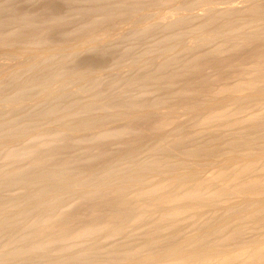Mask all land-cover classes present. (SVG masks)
Returning <instances> with one entry per match:
<instances>
[{
    "label": "bare ground",
    "instance_id": "6f19581e",
    "mask_svg": "<svg viewBox=\"0 0 264 264\" xmlns=\"http://www.w3.org/2000/svg\"><path fill=\"white\" fill-rule=\"evenodd\" d=\"M88 1L80 12L101 15L74 40L1 31L0 18V264H264V5L198 0L214 5L180 30L189 0ZM146 12L162 20L158 48L121 53L117 70L147 67L157 49L148 72L71 68L111 44L116 17L134 27ZM147 17L126 36L156 25ZM254 42L251 65L227 55ZM220 65L236 74L204 71Z\"/></svg>",
    "mask_w": 264,
    "mask_h": 264
},
{
    "label": "rangeland",
    "instance_id": "374dc122",
    "mask_svg": "<svg viewBox=\"0 0 264 264\" xmlns=\"http://www.w3.org/2000/svg\"><path fill=\"white\" fill-rule=\"evenodd\" d=\"M107 1H109V0H107ZM106 0H100V2H107ZM145 1H147V0H145ZM152 1H155V0H149V2H152ZM186 1V0H185ZM198 0H196V1H186V2H192L191 3V5H190V3H189V6L191 7L190 9L192 10H190V9H188V13H185V14H187V17H188V15L189 14H193V13H196V12H202V10L204 9V6H206L207 4L209 5V3H212V5L210 4L209 6L207 5L206 6V8H208V7H210V6H213L214 4H213V2H209V3H207L206 4V2H203V1H198ZM215 2L214 3H216V0H214ZM219 1V2H218ZM223 1L224 2H226L227 4H230V3H232V4H235V2L234 1H236V3L237 4H235V5H238V0H229V1H227V0H217V3H218V6H221L222 4H223ZM242 1V2H241ZM240 2V4H243V0H241ZM256 1V0H255ZM257 1H259V3H261V4H263L264 5V0H257ZM262 1V2H261ZM144 1H141L140 3H143ZM195 2H197L196 4H195ZM230 2V3H229ZM147 3H148V1H147ZM204 4V5H199V4ZM217 3L215 4V5H217ZM193 4H194V6H193ZM226 4V5H227ZM239 4V5H240ZM90 5H91V3L88 1V0H0V18L2 19H7L8 20V22L6 21V24L8 23V25H6L5 24V26H3V28L1 29V31L4 29V28H7V29H5L4 31H7L9 28H11V27H13L14 29H16V30H21V32L23 31H25V33H30V34H38L39 32H42V33H44L46 36H48L49 38V41H52L53 43H57V42H61L62 40H65V39H71V40H74V39H76L77 37H80L82 34H83V32H84V30H80V29H77V27H79L80 25H84V24H86L87 23V21H90V18L92 17V16H95V17H97V15L99 16V15H101V14H99V9H100V13H101V8L98 6V7H96V10H93V11H97V13L95 12V13H81L80 12V10L82 9V10H84V8H88V7H90ZM165 5L167 6V7H165ZM171 5H172V3H171ZM170 5V6H171ZM199 5V6H198ZM86 6V7H85ZM88 6V7H87ZM92 6V5H91ZM170 6L169 5H167V4H163L162 6L160 5L159 7H160V9L159 10H157V11H159L158 13H161V9H162V7H163V10L164 11H166L167 9H168V7L170 8ZM192 6H193V8H192ZM197 6L199 7V8H197ZM223 6H225V5H223ZM84 7V8H83ZM172 7V6H171ZM177 8H175V10L176 9H178V10H181V12H182V9H184V8H182L181 9V7H178V6H176ZM202 7H203V9H202ZM98 8V9H97ZM124 8V7H123ZM121 9V11H123L124 9ZM180 8V9H179ZM195 8V9H194ZM202 9V10H200L199 11V9ZM205 8V9H206ZM158 9V8H157ZM166 9V10H165ZM81 10V11H82ZM178 10H176V11H178ZM189 10H190V12H189ZM196 10V11H195ZM92 11V12H93ZM118 11H120L119 9H118ZM156 11V12H157ZM12 12V13H11ZM13 12H14V15L16 16V17H18V15H19V19H20V16H21V14L22 13H24V15H29L30 17H31V23H35V24H31V23H25V22H22V23H20L21 21L19 20H17V18H15V16H12L13 15ZM83 12V11H82ZM163 12V11H162ZM180 12V11H179ZM186 12V11H185ZM26 13V14H25ZM150 13H152V15H150ZM201 14V13H200ZM12 16V18L13 19H16V21L15 20H13L12 18V20L14 21H12L9 17H11ZM23 15V14H22ZM23 15V16H24ZM126 15V14H125ZM125 15H120V16H118V17H116L115 18V20H113V22H111V24H115V25H117V26H119V23L120 22H122L121 21V19L123 20V22L124 23H126L125 24V26H124V23L122 22V23H120V25L122 26V27H124V28H122V29H120L121 28V26H120V28H117V26H113L114 28V30L113 31H115L116 32V34H115V36L113 35V37H112V35L111 36H109L111 39H113L114 37V39L112 40V42H111V44L109 43V41L107 42V43H109V44H107V43H103L104 45H101V46H98L97 48H95V49H89V50H86V51H83V52H81V53H79L78 55H77V57L76 58H74L73 60V62L72 63H74L73 65H71V68L74 66V67H79V68H86V67H93V68H106L107 69V72H109L108 73V75H107V73H106V75L108 76V78H106L107 76L106 75H104V77H105V80H107V79H109V78H111L112 79V76H113V78H114V76L115 77H117V76H125V75H127V76H131L132 74H134V75H136V73L137 72H141V71H143V72H148L152 67H153V62L151 61V60H153V58H154V56H155V58L154 59H156V60H159V58L157 59V55L158 54H161L162 52H157V49L155 50V52L153 51L154 50V48L156 47V45H158L157 43V41H158V38H157V36H159V34L157 33V32H159V33H161L160 34V37L163 35V33H164V29L162 28V20L161 19H159V18H157L155 15H154V13L153 12H146L145 14H142V15H136V17H137V25L135 24L134 25V27H133V25H129L128 24V21L127 20H129V18H128V16L127 17H125ZM146 15H148L149 17H147V19H151V18H155V19H152V21H154V23L156 22V25L154 26V24L153 25H150L146 30H144V31H140V33H138L137 34V36H134V39H132L133 37L132 36H130V38L128 37V36H126V34H128L129 35V33L130 32H133L132 30H134V29H136V28H138L139 26L138 25H140V23L144 20V19H146V17L145 16ZM155 17H154V16ZM151 16V17H150ZM202 16H204V14L203 15H201V17ZM29 17V18H30ZM139 17V18H138ZM144 17V18H143ZM189 17H191L190 15H189ZM188 17V18H189ZM161 18V17H160ZM169 18V17H168ZM168 18H165L166 20H169ZM2 19V21H5V20H3ZM58 19H60L61 21L58 23ZM159 20V22H158V20ZM171 19V18H170ZM192 19V18H191ZM190 18H189V20H187V21H190L191 20ZM22 20V19H21ZM12 21V22H11ZM118 21V23L116 24V22ZM120 21V22H119ZM186 21V20H185ZM184 21V22H185ZM183 22V23H181V24H179L180 26H181V28H179L180 30L182 29V30H184L185 28V30H187L188 28L186 27V25L188 24V23H191L190 24V26L192 25V24H194V22H193V20L192 21H190V22ZM11 22V23H10ZM25 25H24V24ZM161 24L159 27H158V25L159 24ZM187 23V24H186ZM123 24V25H122ZM158 24V25H157ZM184 24V25H183ZM126 25H128V27L126 26ZM183 25V26H182ZM188 26V25H187ZM127 27V28H126ZM133 29H132V28ZM158 27V28H157ZM183 27V28H182ZM80 28V27H79ZM115 28H116V30H115ZM152 28V29H151ZM77 29V30H76ZM118 29H120V30H118ZM125 29V30H124ZM153 29H156V30H153ZM158 29V30H157ZM81 32V35L79 34H76V32ZM125 31V34H124V31ZM112 31V32H113ZM118 31H120L119 33L120 34H117V32ZM150 31H151V33H150ZM79 32V33H80ZM114 32V33H115ZM155 32V33H154ZM85 33V32H84ZM114 33H111V34H114ZM123 35H122V34ZM154 33V34H153ZM155 35V38H153L152 36L153 35ZM117 35H119L118 37L119 38H117ZM152 35V36H151ZM157 35V36H156ZM121 36V37H120ZM143 37V38H142ZM264 38V37H263ZM262 37H261V39L260 40H262V45L264 44V39H263ZM118 40V42L116 43V41ZM137 39V40H136ZM153 40V42L151 43V41ZM157 41H156V40ZM110 40V39H109ZM116 40V41H115ZM119 40H120V42H119ZM132 40H134V41H132ZM121 41H122V43H121ZM137 41V42H136ZM155 41V42H154ZM216 41V40H215ZM215 41H212L211 42V44H209V45H213L212 43H215ZM256 41H259V38H258V40H256ZM142 42V43H141ZM157 42V43H156ZM138 43V44H137ZM257 43L258 42H254V43H252V44H250V45H244L245 47H242V48H237L236 47V49H235V52L238 54L239 53V55H237L236 53H234V54H231V52H233L232 50L227 54L229 57H230V59H234V58H236V60H240V59H238V58H241V59H243V60H245L246 59V55L248 56L249 54H251V56L252 57H254L253 56V50H254V52H255V47L257 48V46L258 45H260L261 46V44H260V41H259V44L257 45ZM107 44V46H105ZM144 46H143V45ZM109 45V46H108ZM112 45V46H111ZM119 45V46H118ZM124 45V46H123ZM152 45V46H151ZM209 45H207V46H205V47H208ZM111 46V47H110ZM146 46V47H145ZM155 46V47H154ZM246 46H247V50H246ZM249 46V47H248ZM126 47H128V48H126ZM129 47H131L130 49H129ZM143 47V48H142ZM152 47V51L149 53L150 55H152V54H154V56L152 55V56H150V58H152L151 60H150V65H146L147 67H144V66H142V65H140L141 66V68H140V66L139 67H133V69L132 70H128V72L127 71H124V72H119L117 69V65H123L124 64V62H125V59L126 58H128L127 60H135L136 58H139L140 57V55L142 56V53H144V52H146L147 51V49L148 48H151ZM251 47H253V48H251ZM264 46H261V47H259L258 46V48L257 49H260V50H263L264 48H263ZM125 48H126V51H125ZM142 48V49H141ZM145 48V49H144ZM156 48H158V47H156ZM249 48V49H248ZM263 48V49H262ZM123 49H124V51H123ZM128 49V50H127ZM239 49V50H238ZM256 49V50H257ZM130 50H131V52H130ZM143 50V52H141ZM146 50V51H145ZM234 50V49H233ZM250 50V51H249ZM252 50V51H251ZM128 51V52H127ZM238 51V52H237ZM244 51H245V53H244ZM138 52H141V53H139L138 54ZM251 52V53H250ZM123 53H125V55L127 56H124L123 58H125V59H123L122 58V56H119V55H122ZM245 54V56H244V54ZM246 53H248V54H246ZM253 53V54H252ZM128 54H129V56H128ZM145 54V53H144ZM143 54V55H144ZM146 54H148V53H146ZM184 54V53H183ZM138 55H139V57H138ZM187 55V56H186ZM188 55L189 54H185V56L186 57H188ZM232 55H234V57L232 56ZM184 55L182 56V57H185ZM240 56V57H239ZM242 56V57H241ZM250 55H249V58L251 57ZM117 57H121L120 59L119 58H117ZM158 57H159V55H158ZM232 57V58H231ZM245 57V58H244ZM251 57V58H252ZM249 58H247L246 59V63H245V65H251V59H249ZM0 59H1V57H0ZM76 59V60H75ZM115 59H119V61H113V60H115ZM232 59V60H233ZM6 61L8 60V59H5ZM11 60V59H10ZM13 60V59H12ZM11 60V61H12ZM235 60V59H234ZM235 60V61H236ZM248 60V61H247ZM262 60H264V58L262 59ZM2 61H4V60H1V62ZM9 61V60H8ZM11 61H10V63L8 62V64H7V66L8 65H12V63L14 62H12L11 63ZM113 62V63H112ZM115 62H117V63H115ZM263 62V61H262ZM261 62V63H262ZM113 65H112V64ZM252 63H253V58H252ZM152 64V65H151ZM242 65V64H241ZM262 65H263V63H262ZM107 66V67H106ZM114 66V67H113ZM149 66H152V67H150L149 68ZM220 66H222V69H219V68H221ZM219 66V68H218V66H209L210 67V70H209V68H207L206 70H204L205 72H206V74L208 73L209 75H210V77H214L217 73L218 74H222L223 76H227V75H232V74H236V72L235 71H232V70H230V69H227V67H226V65H220ZM264 66V65H263ZM2 67V66H1ZM0 67V68H1ZM73 67V68H74ZM109 67V68H108ZM110 67H113L114 68V70H113V68L112 69H110ZM215 67V68H214ZM135 68H138V69H135ZM149 70H148V69ZM212 68H213V70H212ZM229 68H231V69H233V70H235V68L236 67H229ZM110 69V70H109ZM214 69H216L217 70V72L216 71H214ZM226 69H227V71L229 72V73H227V71H226ZM236 69H238V67L236 68ZM243 69L245 70V67L244 68H242V69H240V67H239V69H238V75H240V74H245V72H242L243 71ZM115 70H117L118 72H116ZM139 70H141V71H139ZM145 70V71H144ZM148 70V71H147ZM223 70H225L226 71V73H227V75L225 74V72L223 71ZM230 70V71H229ZM239 70H240V72H239ZM112 71V72H111ZM213 71V72H212ZM220 71H223L224 73H222V72H220ZM247 71H249V73L247 72L246 74L247 75H251L253 72V70H251V69H247ZM220 72V73H219ZM242 72V73H241ZM118 74L119 73V75H117L116 76V74ZM215 75H214V74ZM113 74V75H112ZM196 76H197V74L196 73H194ZM213 74V76H211ZM225 74V75H224ZM25 75V76H24ZM29 75V74H28ZM27 75V76H28ZM110 75V76H109ZM134 75H132V76H134ZM23 76H24V78L25 77H27L26 76V74H23ZM131 76V77H132ZM241 76V75H240ZM244 76V75H243ZM215 83H217V82H215ZM195 85H198L199 86V84L198 83H196ZM117 91L118 90H120V89H123V88H121V84L120 83H117ZM147 86H150V85H147ZM146 86V87H147ZM120 87V88H119ZM131 87H133V86H131ZM136 87H138V86H135V88H132V90L131 91H133V89H134V92L132 93V92H130L129 90L131 89L130 88V86L129 87H125V88H127V89H125V90H123L125 93H127V95H134V93L135 92H137L138 93V91L137 90H139V87L138 88H136ZM135 89H137V90H135ZM9 90V89H8ZM159 91V90H158ZM155 91L156 92V94H154V92H153V94L156 96V95H158V93L161 91ZM158 92V93H157ZM136 94V93H135ZM153 94H151V95H153ZM87 93H85L82 97H87ZM153 95V96H154ZM72 97V96H71ZM71 97H68V99H71ZM31 104L32 103H29L26 107L28 108V109H30L32 106H31ZM25 107V108H26ZM30 107V108H29ZM24 108V109H25ZM141 125V124H140ZM142 126V125H141ZM146 127V126H145ZM111 143H109V145L111 146V145H115L117 142L115 141H110ZM115 143V144H114ZM71 152V151H70Z\"/></svg>",
    "mask_w": 264,
    "mask_h": 264
}]
</instances>
